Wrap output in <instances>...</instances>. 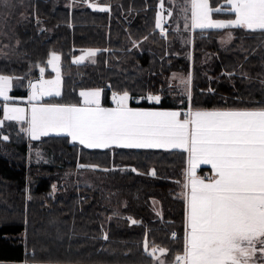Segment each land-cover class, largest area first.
Here are the masks:
<instances>
[{"label": "trees", "instance_id": "1", "mask_svg": "<svg viewBox=\"0 0 264 264\" xmlns=\"http://www.w3.org/2000/svg\"><path fill=\"white\" fill-rule=\"evenodd\" d=\"M225 1L209 4L226 7ZM161 3L173 9L168 0H13L12 7L0 6V74L14 77L10 96L25 97L26 83L57 52L62 92L51 103L79 104L80 90L98 88L104 103L113 93L129 91L131 107L184 111L264 104V33L232 29V40L222 44L213 32L185 29L189 16L177 15L179 4L169 15ZM158 14L163 32L155 27ZM133 41L140 47L133 48ZM86 49L97 50L95 63H70ZM174 72L191 76L190 104L175 89ZM150 94L160 95L161 103L139 99ZM22 127H0L9 136L0 139V263L157 264L144 254L147 242L149 251L170 250L162 259L175 264L183 252L186 152L87 149L66 135L33 141ZM37 153L52 160L34 162ZM82 164L98 166L95 172L112 181L109 190L67 175L85 171Z\"/></svg>", "mask_w": 264, "mask_h": 264}, {"label": "snow or ice", "instance_id": "2", "mask_svg": "<svg viewBox=\"0 0 264 264\" xmlns=\"http://www.w3.org/2000/svg\"><path fill=\"white\" fill-rule=\"evenodd\" d=\"M226 4L213 8L209 0H191L190 24L185 23V29H244L264 33V0H226ZM0 6L12 7L13 0H0ZM88 6L100 12L111 10L110 6ZM160 7L164 8L163 3ZM222 11L234 14L235 18L213 19L214 13ZM162 19L158 14L155 27L163 32ZM227 39L232 40L231 33ZM132 43L133 48L140 47L139 42ZM96 55L97 50L89 49L73 62L79 64ZM60 59L52 52L47 61L56 73L54 79H43L45 68L40 67V78L28 82L30 112L5 104L0 127L5 121H17L26 125L20 130L33 141L55 133L71 137L87 149L183 150L188 154L183 184L187 190L185 235L182 255L174 257L175 264H264V104L257 102L258 106L253 108L188 107L187 111L133 108L129 105L133 97L125 90L112 94L114 107H103L100 89L81 91L79 105L40 103L44 97L61 96ZM227 75L231 77L234 73ZM13 80L12 76L0 74V99H13L9 95ZM182 83L188 86L190 104L191 76ZM208 92L215 90L209 88ZM139 99L155 104L162 100L160 95L152 94ZM0 139L8 141L9 136L0 133ZM200 165H210L214 176L198 177L196 170ZM151 174L156 173L153 170ZM52 189L55 191L56 185ZM136 223L132 220V224ZM104 239H108L107 235ZM157 250L161 257L170 251L157 247L149 251L148 243L144 242V254L149 258ZM161 257L156 258L158 264H164Z\"/></svg>", "mask_w": 264, "mask_h": 264}, {"label": "rangeland", "instance_id": "3", "mask_svg": "<svg viewBox=\"0 0 264 264\" xmlns=\"http://www.w3.org/2000/svg\"><path fill=\"white\" fill-rule=\"evenodd\" d=\"M168 2L170 4L169 6L173 7V9L170 10L169 8H167V5H166L162 9L164 11V13L165 14L172 13L174 11V7L177 4H179L181 7H180V9L176 10L177 11V15L178 16H189V24H190V19H191V0H168ZM224 5L226 6V3ZM190 30L193 31V29H191V28H190ZM86 50L80 51L79 53H76V54L72 55L71 58H70V63L77 64V63H74L73 61H75L78 57L84 55V53H85ZM55 53L58 54L61 57V55L59 53H57V52H55ZM50 54H49L48 59L50 58ZM92 58H87V59H85L84 61H82L79 64H82L83 65L85 63H88V62H90L92 60ZM48 59H47V61H48ZM47 61L45 62L44 65L39 66V68L40 67H44L45 68V73H44L43 79H54L55 76H56V73L52 71L51 66H49L47 64ZM58 65H59L60 77H61L60 90L62 92L61 59L58 62ZM38 78H40L39 69H38V77L35 78V79H32L30 81L36 82V80ZM171 78H172V80H174L176 82V86H174L175 89L182 91V93L184 95L187 94V87L188 86H186L184 83H182V81L187 80L188 77L187 76H183L179 72H174V73L171 74L170 79ZM28 82L26 83L27 95L25 97L19 98V99H16V100L15 99H12L10 101H4V100L0 99V108H1L0 120H3L4 119V116H3V107H4L5 104H9L10 106H13V107H23V108H25L26 110H28L30 112V104H29V101H28V97L30 96L31 92H30V89L28 88ZM13 85H15V80H13ZM95 89H98V88L83 89V90H80L79 93L81 91L95 90ZM79 93H78V96H79ZM9 95H10V93H9ZM111 97H112V95H111ZM111 97L109 98L110 101H112ZM53 99H54V96L53 97H44L43 100H41L39 102L40 103H51L48 100H53ZM78 100H79V103L82 102V98L80 96H79ZM7 122H14V123H17L19 125H22L20 122H17V121H5V123H7ZM22 126L23 127H26V125H22ZM49 135H56V134L55 133H50ZM56 136H58V135H56ZM37 151H41V150L39 149ZM51 160H52V156H42V155H40L38 153L36 154V157L34 158V162L49 163ZM84 169H85V171H82V172H79L78 171V172H76L77 173V176L70 174V172H68L67 175H69V177L74 176L75 179H76V181L78 183L79 182L80 183H84L85 182L86 184H98L96 186L97 187H100V188H103V189H108L109 186L112 185V181L110 179L104 177L101 174H97V172H95V170H94L95 168H92V167L87 168V167H85ZM64 184H68V183L65 182ZM108 190H104L103 192L107 193V192H109ZM185 209H186V200H185ZM184 227H185V225H184ZM184 235H185V230H184ZM0 264H4V263H0ZM16 264H30V263L22 262V263H16ZM157 264H158V262H157ZM164 264H167V263L164 262Z\"/></svg>", "mask_w": 264, "mask_h": 264}, {"label": "crops", "instance_id": "4", "mask_svg": "<svg viewBox=\"0 0 264 264\" xmlns=\"http://www.w3.org/2000/svg\"><path fill=\"white\" fill-rule=\"evenodd\" d=\"M226 6H227V4H226ZM234 18L235 17H234V14H233V16H231L228 19H224V18H213V19H220V20L227 21L229 19H234ZM193 30L198 31V32H202V33H204V32H213L214 34L220 35V37H219L220 43L227 44L228 43L227 34L231 33L232 29H219V30H217V29H207V30L193 29ZM231 35H232V33H231ZM101 103H102L103 107H114L115 106L112 101H107V103H104V101H103V93L101 95ZM79 104H81V103H79ZM79 104H77V105H79ZM133 108H142V107H133ZM144 109H149V108H144ZM151 109H154V110H175V109H162V108H151ZM184 111H187V110H184ZM69 138L71 140V137H69ZM162 150H165V149H162ZM168 150H181V149H168ZM186 155H187V162H186V171H187V168H188V154L186 153ZM199 173L201 174V176L199 175ZM196 175L198 177H200V178L208 177L209 179H211L214 176V173L212 172V169H211L210 165H200L197 168V170H196ZM160 254L161 253L158 250V251H156L155 256L154 257L152 256V257L154 258V260H156L157 257H161ZM161 259H162V257H161Z\"/></svg>", "mask_w": 264, "mask_h": 264}, {"label": "built area", "instance_id": "5", "mask_svg": "<svg viewBox=\"0 0 264 264\" xmlns=\"http://www.w3.org/2000/svg\"><path fill=\"white\" fill-rule=\"evenodd\" d=\"M173 233H175V232H172V233H171L172 236H173ZM173 237H174V236H173Z\"/></svg>", "mask_w": 264, "mask_h": 264}]
</instances>
